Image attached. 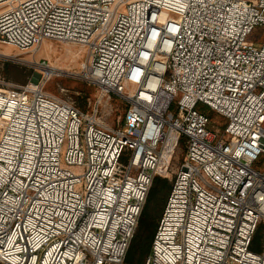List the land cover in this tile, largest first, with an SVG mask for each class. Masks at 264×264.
<instances>
[{"label": "built area", "instance_id": "built-area-1", "mask_svg": "<svg viewBox=\"0 0 264 264\" xmlns=\"http://www.w3.org/2000/svg\"><path fill=\"white\" fill-rule=\"evenodd\" d=\"M256 26L264 0H0V43L80 45L97 87L84 111L44 90L47 71L0 82V262L123 264L183 145L144 264H264L251 248L264 224ZM111 93L127 104L116 126L99 115Z\"/></svg>", "mask_w": 264, "mask_h": 264}, {"label": "rangeland", "instance_id": "rangeland-1", "mask_svg": "<svg viewBox=\"0 0 264 264\" xmlns=\"http://www.w3.org/2000/svg\"><path fill=\"white\" fill-rule=\"evenodd\" d=\"M247 40L255 43L263 41L264 26H256L247 36ZM8 45L0 43V51L8 49L11 53L8 55L0 53V82L15 86L34 82L41 77L43 71L46 72L45 67L52 66L54 70L47 72L51 75L44 86V90L57 97L72 100L81 110L88 111L93 108L97 100V87L81 75L82 65L85 61V51L82 46L46 40L37 50L29 51ZM126 106V101L119 94L111 93L104 96L99 112L100 120L109 125H118L124 118ZM171 108L173 109V105ZM210 115L217 123L225 120L213 111H210ZM184 153L185 147L181 145L173 158L170 175L165 177L168 186L171 185L174 172L183 159ZM120 163L125 166L123 158H121ZM255 166L258 170L264 171V157H261ZM157 196L159 199L152 197L149 202L148 200L145 202L146 213L143 217V227L139 234L135 235L136 239L132 240L133 243L131 242L129 247L128 258L123 264H142V260L143 264L145 263L147 256L145 259L142 258L144 253L142 239L146 238L148 234L147 239L151 238L150 233L145 235V227L155 229L163 208L164 191ZM255 247L259 250L264 249L263 223L260 225V231L257 239H255ZM0 264L2 263L0 262Z\"/></svg>", "mask_w": 264, "mask_h": 264}, {"label": "trees", "instance_id": "trees-1", "mask_svg": "<svg viewBox=\"0 0 264 264\" xmlns=\"http://www.w3.org/2000/svg\"><path fill=\"white\" fill-rule=\"evenodd\" d=\"M170 189H171V185L168 186V184H167V179H166V178H162V177H160V176L155 177V178H154V181H153V183H152V186L150 187V190H149V192H148V196H147L146 202H147V200H148V202H149V200H150L152 197H156V198L159 199V197H158L157 195H158L160 192H163V191H164V203H163V208H164V205H165V202H166V199H167V196H168V194H169ZM145 204H146V203H145ZM144 206H145V205H144ZM163 208L161 209V213H162V211H163ZM145 211H146V206L143 207V210H142L141 215H140V217H139L138 226H137V228H136V231H137V229H138V231H137V232L135 231V234H134V236H133V238H132L133 241L136 239V236L139 234L141 228L143 227V217L145 216V213H146ZM161 213H160V215H159V218H160V216H161ZM159 218H158V221H159ZM158 221H157V223H156V227H155L154 230H153L152 228L145 227V228H146V229H145V230H146L145 235H147L148 233H150V234H151V236H150V237H151V238H150L151 241H150V239H149V240L147 239L148 236H149V234L147 235L146 238H143V239H142V245H143V247H144V253L142 254V256H143L142 258H143V259H145V257L148 256V254H149V252H150L151 244H152V239H153L154 233H155V231H156V228H157V225H158ZM259 231H260V226L258 227V229H257V231H256V233H255V235H254L253 243H252V249L257 250V251H259V249H258L257 247H255V239H257V236H258ZM135 235H136V236H135ZM132 240H131V242H132ZM132 243H133V242H132ZM130 245H131V243H130ZM129 247H130V246H129ZM129 250H130V249L128 248V251H127V254H126V258H128ZM126 258H125V260H126ZM125 260H124V262H125ZM142 264H143V260H142Z\"/></svg>", "mask_w": 264, "mask_h": 264}, {"label": "bare ground", "instance_id": "bare-ground-1", "mask_svg": "<svg viewBox=\"0 0 264 264\" xmlns=\"http://www.w3.org/2000/svg\"><path fill=\"white\" fill-rule=\"evenodd\" d=\"M8 46H9V45H8ZM0 53H1V54H5V55L11 54L10 51H9L8 49H6V50H1ZM53 68H54V67H52V66H47V67H45V69H46L47 72H51V71H53V70H54Z\"/></svg>", "mask_w": 264, "mask_h": 264}]
</instances>
